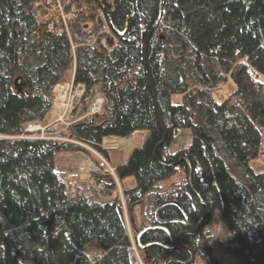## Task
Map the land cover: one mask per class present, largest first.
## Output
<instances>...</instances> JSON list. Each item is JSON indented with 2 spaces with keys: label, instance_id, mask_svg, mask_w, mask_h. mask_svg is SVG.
Masks as SVG:
<instances>
[{
  "label": "trees",
  "instance_id": "trees-1",
  "mask_svg": "<svg viewBox=\"0 0 264 264\" xmlns=\"http://www.w3.org/2000/svg\"><path fill=\"white\" fill-rule=\"evenodd\" d=\"M101 3L0 0V264H225V240L233 264H264V0ZM68 66L85 87L73 141L25 132L53 112ZM182 128L192 143L173 152ZM143 131L115 175L95 158L111 165L103 139ZM65 149L103 172L58 171ZM148 225L166 231L140 242L163 246L139 247Z\"/></svg>",
  "mask_w": 264,
  "mask_h": 264
},
{
  "label": "rangeland",
  "instance_id": "rangeland-1",
  "mask_svg": "<svg viewBox=\"0 0 264 264\" xmlns=\"http://www.w3.org/2000/svg\"><path fill=\"white\" fill-rule=\"evenodd\" d=\"M73 74H74V67L72 66H68L63 73L62 76V80L61 83H59L56 87H55V99H54V109H53V115H57L52 122H35V124L39 127H41L40 129H35L32 131H28L26 130L25 126V132H36L38 133L39 137H45V138H54V139H58V140H64L66 142H71L73 141L71 138L67 137V136H63L62 133L66 131L67 127L77 121L82 119L85 114L80 115L77 118H74L71 116V111L75 108H72V96L74 95V92L77 90V86L73 85ZM233 88L230 84L226 85L225 87H223V91H232ZM98 93L97 96L95 95L94 99L92 100L90 107H89V112L88 114L91 113H95V112H99L103 106L104 103V97L101 95V93L99 91H97ZM217 98L221 97V93H216ZM62 99V108L59 111H56V102ZM51 113V114H52ZM145 132V131H144ZM143 133V138L141 140V142L136 143L131 152L135 149L138 148L142 145L145 137H146V133ZM124 138H120V137H105L103 139V148L106 149L109 152L110 158L113 155L114 157V162L117 163V160L119 159V162L121 161H128V159L130 158L127 150H126V145L121 144V140ZM192 139H193V135H192V131L190 128H182L178 133H176L174 135V137L172 138L171 141V145H170V149L173 152L178 151L181 148L184 147H188L191 143H192ZM113 146V147H111ZM108 147V148H107ZM262 147L264 150V132L262 134ZM74 151L77 150H61L58 151L56 153L57 156V168L56 169H63L64 166L69 167V170H71L70 168H72L73 164L75 163V159H73V155H74ZM130 152V153H131ZM86 154V153H85ZM87 155V154H86ZM95 158L99 159L103 165L111 172L114 173V175L116 174V170H115V166L114 165H110L109 163H107L103 158H101L99 155H97L96 153H94ZM92 158V157H91ZM80 159V158H78ZM93 159V158H92ZM94 160V159H93ZM85 160H82L78 163L77 166L74 167L73 171H70L69 174H73L76 173L81 181L87 180L88 178H90V174H88V171H90V173L92 172L90 168H88L87 164L84 162ZM95 161V160H94ZM98 165V164H97ZM256 169L260 168V166L257 163H254L253 165ZM98 165L97 172H103L102 168ZM100 169V171H99ZM58 170V171H59ZM63 172V171H60ZM95 172V171H94ZM85 173V175L83 174ZM136 184L135 178L134 177H127L124 178L122 181V186L124 188L127 187H132ZM212 223L214 224V226H216L217 228V236L218 238H225V235H223V233L225 234V227L223 226L222 222L219 221V219L217 217L212 219ZM229 243L228 240H225L223 244L219 245V251L223 252V263L225 264H233L236 263V257L235 254L232 250V248H229ZM218 252V251H217ZM219 253V252H218ZM24 264H36L34 262V260L32 258L26 257L22 259Z\"/></svg>",
  "mask_w": 264,
  "mask_h": 264
},
{
  "label": "water",
  "instance_id": "water-1",
  "mask_svg": "<svg viewBox=\"0 0 264 264\" xmlns=\"http://www.w3.org/2000/svg\"><path fill=\"white\" fill-rule=\"evenodd\" d=\"M102 4V8H104L105 10H107V12L108 13H111V11H112V9H113V4H112V0H108V3H107V6L106 5H104L103 3H101ZM161 11H162V8H161V6H160V14H159V18H158V20H160V16H161ZM158 23V22H157ZM156 23V24H157ZM154 28V27H153ZM84 91H85V87L82 85V84H80V85H78L77 86V90L74 92V95L72 96V108H74V107H76L78 104H79V102H80V100H81V98H82V96H83V94H84ZM54 92H55V90H54ZM188 161V160H187ZM188 166H189V171H188V180H189V182L191 183V175H192V166H191V163L188 161ZM207 215V214H206ZM205 215V216H206ZM204 216V217H205ZM204 217H203V219H204ZM153 229H162V230H165L166 231V228H164L163 226H161V225H154V226H146V227H144L139 233H138V236H137V243H138V245H139V247H141V248H146V247H148V246H153V245H160V246H163L161 243H159V242H148V243H141L140 242V236L144 233V232H146V231H148V230H153ZM183 234V233H182ZM181 234V235H182ZM193 252V251H192ZM194 258H195V253L193 252V258H192V261H194ZM167 263V262H166ZM187 264V263H186Z\"/></svg>",
  "mask_w": 264,
  "mask_h": 264
},
{
  "label": "crops",
  "instance_id": "crops-1",
  "mask_svg": "<svg viewBox=\"0 0 264 264\" xmlns=\"http://www.w3.org/2000/svg\"><path fill=\"white\" fill-rule=\"evenodd\" d=\"M98 93V92H97ZM96 96H97V94H96ZM57 115H53V113L48 117V119H47V123L48 122H52L53 121V119L56 117ZM83 116V115H82ZM144 132V131H143ZM144 133H146L147 134V132L145 131ZM143 133H141V132H135V133H133L132 135H130V136H128V137H126V138H124V139H130V138H132V137H135L134 138V141H137L138 143L139 142H141V140H142V138H143V135H142ZM124 139H122L121 140V142L124 140ZM122 144V143H121ZM133 148V147H132ZM132 148L130 149V151H129V153H128V156L131 154L130 152H131V150H132ZM127 150V149H126ZM128 152V151H127ZM56 157V168H57V156H55ZM130 157V156H129ZM78 158H80V159H78ZM73 159H75V163L73 164V166H72V168H70L71 170H69V167H66V166H64L63 167V169H57V170H59V171H63L64 173H70V171H73L74 170V167L75 166H77L78 165V163L80 162V161H82V160H85L84 162L87 164V166H88V168H90L91 169V171H95V172H97L98 171V169H97V167H98V165H97V163L89 156V155H86L84 152H82V151H79V150H77V151H74V155H73ZM111 161H112V165H114L115 167L116 166H118V165H122V164H124V163H126V161L124 160V161H120L119 162V159L117 160V163L116 162H114V157H113V155L111 156ZM76 164V165H75ZM75 165V166H74ZM100 168V167H99ZM99 171H100V169H99Z\"/></svg>",
  "mask_w": 264,
  "mask_h": 264
},
{
  "label": "bare ground",
  "instance_id": "bare-ground-1",
  "mask_svg": "<svg viewBox=\"0 0 264 264\" xmlns=\"http://www.w3.org/2000/svg\"><path fill=\"white\" fill-rule=\"evenodd\" d=\"M62 108V99H59L57 102H56V111H59L60 109ZM64 135V134H62ZM134 138L135 137H132V138H128V139H124L121 143L126 145V149L127 151L129 152L130 149L136 144L138 143L137 141H134ZM113 174V173H112Z\"/></svg>",
  "mask_w": 264,
  "mask_h": 264
},
{
  "label": "built area",
  "instance_id": "built-area-1",
  "mask_svg": "<svg viewBox=\"0 0 264 264\" xmlns=\"http://www.w3.org/2000/svg\"><path fill=\"white\" fill-rule=\"evenodd\" d=\"M25 126H27L26 130H28V131H32V130L41 128V127L38 128V126L35 124V122H29Z\"/></svg>",
  "mask_w": 264,
  "mask_h": 264
},
{
  "label": "flooded vegetation",
  "instance_id": "flooded-vegetation-1",
  "mask_svg": "<svg viewBox=\"0 0 264 264\" xmlns=\"http://www.w3.org/2000/svg\"><path fill=\"white\" fill-rule=\"evenodd\" d=\"M149 226V225H148ZM151 226H154V225H151ZM144 244V243H143Z\"/></svg>",
  "mask_w": 264,
  "mask_h": 264
}]
</instances>
